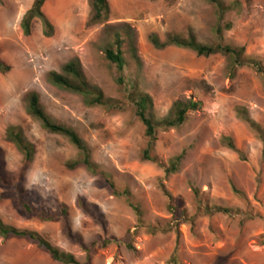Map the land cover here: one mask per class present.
I'll return each mask as SVG.
<instances>
[{
  "label": "rangeland",
  "instance_id": "obj_1",
  "mask_svg": "<svg viewBox=\"0 0 264 264\" xmlns=\"http://www.w3.org/2000/svg\"><path fill=\"white\" fill-rule=\"evenodd\" d=\"M34 1L0 0V60L10 67L9 73L0 74V150L8 176L14 177L21 155L5 140V131L10 126L20 129L36 150L23 186L30 203L54 214L64 207L68 217L67 223L24 219L0 189V221L36 232L79 263L86 254L69 241L66 228L87 247L116 240L98 250L90 264H264V144L237 114L246 110L264 130V80L248 67L231 75L224 56L198 57L176 47L156 50L148 41L155 35L160 42L178 36L192 37L203 46L217 44L215 7L207 0H108L107 22L89 25V0H48L42 12L54 28L53 36L44 37L34 20L25 37L20 24ZM220 1L239 6L221 22L232 25L223 32L222 43L243 48L247 57L264 65V0ZM120 26L131 30L138 60L124 45V76L151 98L149 116L154 122L164 120L177 101L200 103L180 129L156 134L154 155L160 164L183 154L171 176L155 163L142 161L144 127L117 83L115 67L104 58L110 35ZM70 62L78 63L85 81L105 100L121 103L122 110L88 107L83 96L52 85L48 74L60 73ZM30 93L37 94L54 123L78 134L99 171L129 192L140 220L100 176L83 167L67 168L77 151L29 115ZM224 138L233 141L244 160L224 146ZM201 205L232 213L206 214ZM148 228L160 233L151 235ZM0 264L60 263L24 240L0 237Z\"/></svg>",
  "mask_w": 264,
  "mask_h": 264
},
{
  "label": "trees",
  "instance_id": "obj_2",
  "mask_svg": "<svg viewBox=\"0 0 264 264\" xmlns=\"http://www.w3.org/2000/svg\"><path fill=\"white\" fill-rule=\"evenodd\" d=\"M47 1L48 0H35L31 8L23 16L20 26L25 37L30 36L31 25L34 20H38L40 22L44 37L51 38L53 36L54 28L42 12V7ZM148 1L155 2L158 0ZM207 1L215 7L219 19V25L214 31L217 44L212 46H203L196 43L192 37L184 39L178 36H170L166 41L160 42V40L155 35H151L148 38L149 43L156 50H165L169 47H176L190 50L198 57L221 55L227 59L229 64L228 69L231 75H234L235 72L240 68L248 67L264 80V65L261 61L247 57L245 55L244 49L241 47L225 45L222 43L223 32L230 31L232 29V25L230 23L221 25V22L227 13L232 10L239 9L238 4L225 6L220 0ZM88 3L90 7L89 25H99L107 22L110 15L108 0H89ZM106 29L112 30L111 27H106ZM130 31L131 30L129 27L120 26L118 27V30H114L111 33V40L104 49V58L109 64L115 67L119 75L117 78V83L122 88L126 97V101L133 107L135 117L144 127V135L147 139V144L145 149L142 151V161L155 163L164 170L166 176H171L178 171L180 163L183 159V154L173 158L166 165L160 164L154 155L156 134L158 131L180 129L186 124L188 120L187 114L192 111H197L200 107V103L193 101H177L172 105L168 116L161 122L156 123L150 118L149 111L152 109L151 98L137 89V84L134 80L127 81L124 76V72L128 66V62L125 58L123 50L124 45H128L129 53H131L133 57L132 59L135 62L138 61L134 56V49L131 46ZM9 72L10 67L0 60V74L5 75ZM48 81L55 87L83 96L88 107H103L112 111H119L123 108L121 103L105 100L97 89L92 88L85 81L81 69L76 62H70L65 65L61 69L60 73L50 72L48 74ZM27 109L29 115L40 123L42 129L45 132L51 135H57L66 138L77 151L76 159L67 164L68 169L74 170L76 168L83 167L90 174L94 176H100L103 179L106 187L109 189L110 193L118 199H124L136 217L140 220V209L132 201L129 192L127 190H120L116 188L112 179L99 171L98 167L91 160L90 149L75 131L54 123L46 115L40 105L37 94L30 93L28 95ZM237 114L264 144V130H262L260 126L249 117L246 110L238 109ZM5 140L12 144L19 152L21 155V163L17 174L14 177H9L5 170L4 154L0 150V189L3 191V197L9 199L12 198V204L14 208L24 219L34 218L43 222H56L61 220L67 223L68 213L66 208L63 207L60 209L59 214H54L44 210L41 206H34L30 203L28 195L23 188L26 182L27 173L36 155V150L33 144L27 141L20 129L13 126H10L6 129ZM222 143L227 149L236 153L240 159L244 160L243 153L236 148L235 144L230 138H224ZM233 192L241 196V194L235 189H233ZM194 195L197 199L200 198V193L197 190L194 191ZM199 209H203L206 214L230 215L232 213L230 210L208 205H201V208ZM146 231L151 235L160 233L159 230L154 228H148ZM168 231L165 230L164 232L166 233ZM65 232L69 241L72 244L79 246L85 252L86 260L84 263H79L72 255L63 253L54 248L36 232L16 229L14 227L5 225L0 221L1 238L24 240L27 243L36 246L38 249L48 254L53 261L60 264H90L91 257L94 256L98 250L104 249L112 243H116V240L111 238L92 243L87 247L83 244L79 236L72 234L69 228H66ZM176 233L178 235L177 231ZM129 242L130 234L128 233L126 234L124 243L128 245Z\"/></svg>",
  "mask_w": 264,
  "mask_h": 264
}]
</instances>
